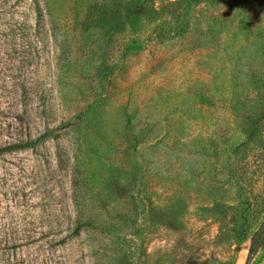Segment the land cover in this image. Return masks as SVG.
I'll return each mask as SVG.
<instances>
[{"label": "rangeland", "instance_id": "374dc122", "mask_svg": "<svg viewBox=\"0 0 264 264\" xmlns=\"http://www.w3.org/2000/svg\"><path fill=\"white\" fill-rule=\"evenodd\" d=\"M39 137L0 264H264V0H0V148Z\"/></svg>", "mask_w": 264, "mask_h": 264}, {"label": "trees", "instance_id": "16d2710c", "mask_svg": "<svg viewBox=\"0 0 264 264\" xmlns=\"http://www.w3.org/2000/svg\"><path fill=\"white\" fill-rule=\"evenodd\" d=\"M40 138H37L36 140L34 141H27V142H24V143H21V144H15V145H12V146H9V147H5V148H0V154L1 153H4V152H7V151H12V150H17V149H26V148H29V147H32L34 146L35 144H37L39 141H40ZM256 242L254 243L253 247H252V252H254V250L256 249Z\"/></svg>", "mask_w": 264, "mask_h": 264}, {"label": "water", "instance_id": "95a60500", "mask_svg": "<svg viewBox=\"0 0 264 264\" xmlns=\"http://www.w3.org/2000/svg\"><path fill=\"white\" fill-rule=\"evenodd\" d=\"M263 233H264V222L262 223V225L260 226L258 230V237L262 236Z\"/></svg>", "mask_w": 264, "mask_h": 264}]
</instances>
